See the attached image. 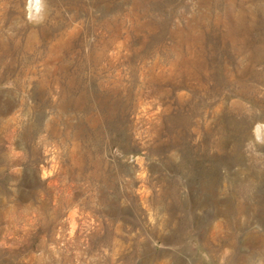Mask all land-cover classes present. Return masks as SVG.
<instances>
[{
	"label": "rangeland",
	"instance_id": "obj_1",
	"mask_svg": "<svg viewBox=\"0 0 264 264\" xmlns=\"http://www.w3.org/2000/svg\"><path fill=\"white\" fill-rule=\"evenodd\" d=\"M26 3L0 0V264H264V180L228 224L199 187L264 174V0Z\"/></svg>",
	"mask_w": 264,
	"mask_h": 264
},
{
	"label": "bare ground",
	"instance_id": "obj_2",
	"mask_svg": "<svg viewBox=\"0 0 264 264\" xmlns=\"http://www.w3.org/2000/svg\"><path fill=\"white\" fill-rule=\"evenodd\" d=\"M38 15L39 13H34L32 16L37 17ZM255 129L257 134L259 132L264 134V125H262L261 129L258 127H256ZM215 145L218 150H221L223 148L221 136H219V139L215 142ZM234 160H236V158ZM256 174L257 175L252 177V179L246 180V182L239 183L235 189V194L233 195L229 194V191L231 192L230 187L225 184H223L222 187L218 188V184L216 185L217 182L216 177L213 175L206 177L207 179L205 178L204 181H202L199 184V187L209 192L212 191L213 194L219 196L222 195L224 199H226V203L224 207L225 210H222L223 211L222 217L226 222V224H228V221L232 219V217L236 218L237 216H241V217L246 216V207L248 203L251 204L252 206L256 203L255 192L257 190L258 185L262 183L264 180L263 179L264 174L260 172H257ZM172 194L175 195L174 192ZM239 197L240 200H237L236 202V199H238ZM233 200H234V205H233ZM230 205H233V207H231ZM225 227L226 230L224 236L227 238H232L234 236V232L229 228V225H226ZM211 237H213V235H211Z\"/></svg>",
	"mask_w": 264,
	"mask_h": 264
},
{
	"label": "clouds",
	"instance_id": "obj_3",
	"mask_svg": "<svg viewBox=\"0 0 264 264\" xmlns=\"http://www.w3.org/2000/svg\"><path fill=\"white\" fill-rule=\"evenodd\" d=\"M42 0H28V8L30 13V18L34 13H39L41 11Z\"/></svg>",
	"mask_w": 264,
	"mask_h": 264
},
{
	"label": "water",
	"instance_id": "obj_4",
	"mask_svg": "<svg viewBox=\"0 0 264 264\" xmlns=\"http://www.w3.org/2000/svg\"><path fill=\"white\" fill-rule=\"evenodd\" d=\"M26 8H27V10L29 9V8H28V0H27V3H26Z\"/></svg>",
	"mask_w": 264,
	"mask_h": 264
}]
</instances>
